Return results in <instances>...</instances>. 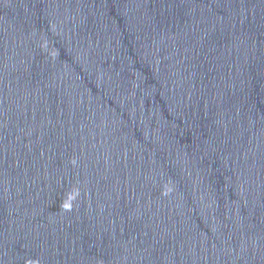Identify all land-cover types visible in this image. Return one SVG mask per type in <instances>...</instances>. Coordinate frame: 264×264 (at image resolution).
<instances>
[{
    "label": "water",
    "instance_id": "1",
    "mask_svg": "<svg viewBox=\"0 0 264 264\" xmlns=\"http://www.w3.org/2000/svg\"><path fill=\"white\" fill-rule=\"evenodd\" d=\"M0 264H264V0H0Z\"/></svg>",
    "mask_w": 264,
    "mask_h": 264
}]
</instances>
